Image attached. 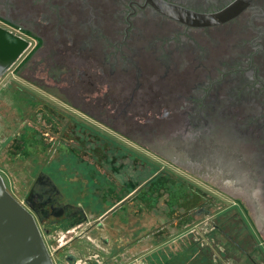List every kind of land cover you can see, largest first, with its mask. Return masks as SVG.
<instances>
[{
    "label": "flooded vegetation",
    "instance_id": "af4514ba",
    "mask_svg": "<svg viewBox=\"0 0 264 264\" xmlns=\"http://www.w3.org/2000/svg\"><path fill=\"white\" fill-rule=\"evenodd\" d=\"M0 27L30 43L0 79V107L41 140L78 128L80 137L100 139L97 154L136 153V144L141 154L173 155L175 166L204 171L203 180L237 206L241 231L211 227L230 242L217 244L228 264H264V0H0ZM16 75L25 84L14 83ZM25 107L46 112L26 119ZM38 172L24 200L42 234V222L63 218L75 232L88 213ZM120 182L107 181L101 210L84 230L134 234L137 188L133 179ZM79 235L57 249L72 248ZM192 238L198 243L200 232Z\"/></svg>",
    "mask_w": 264,
    "mask_h": 264
},
{
    "label": "rangeland",
    "instance_id": "374dc122",
    "mask_svg": "<svg viewBox=\"0 0 264 264\" xmlns=\"http://www.w3.org/2000/svg\"><path fill=\"white\" fill-rule=\"evenodd\" d=\"M14 83L25 84L17 75ZM29 93L42 101H58L43 91L30 90ZM6 106L0 107V174L7 189L30 208V204L24 200L25 195L38 171L42 170L56 179L65 194V201L78 204L84 213H88L82 226L71 234L67 233L70 225L64 218L55 224L50 220L41 223L55 264H163L185 252L180 249L186 244L194 253L202 247L211 250L219 264L230 263L225 252L217 246L219 243L224 248L226 242H230L220 233H213L211 227L215 223L226 224L223 228L232 235L241 231L233 219L237 206L223 188H214L203 180L202 176L206 175L204 171H187L175 166L169 160L176 158L173 155H169L168 159L149 152L141 154L138 151L141 147L136 144L133 145L138 151L136 153L120 150L115 154L111 150H104L102 154H97L100 139L88 134L80 137L78 128L72 130L68 138H56L58 135L53 133L55 138L41 140L34 137L31 124H21L18 115L9 113ZM56 108L60 107L57 105ZM68 109L72 115L78 113L73 108ZM37 111L42 115L46 112L43 114L41 109L25 107L24 116L27 119ZM58 126L63 130V123ZM117 171L118 176L115 174ZM128 179H133L137 188L134 194L137 213L134 234L128 235L115 229L112 233L111 226L107 227L111 233L107 232L106 227L84 230L86 223L93 219L91 216L101 210L102 198L108 195L107 190L102 192L107 181L116 180L120 183L118 187H121L120 181ZM196 201L201 206L197 210L190 209L191 214L194 213L191 220L186 208ZM107 205L104 204L105 207ZM178 227L182 229L177 232ZM197 231L201 238L198 243H193L191 240ZM78 233L80 235L72 241V248L67 244L57 249ZM114 234H118V237ZM245 234V231L241 232L239 241L249 249ZM134 239L136 248L128 250L126 244ZM69 251L74 254L72 262L68 258Z\"/></svg>",
    "mask_w": 264,
    "mask_h": 264
},
{
    "label": "water",
    "instance_id": "95a60500",
    "mask_svg": "<svg viewBox=\"0 0 264 264\" xmlns=\"http://www.w3.org/2000/svg\"><path fill=\"white\" fill-rule=\"evenodd\" d=\"M30 43L0 27V79ZM0 264H55L33 213L0 174Z\"/></svg>",
    "mask_w": 264,
    "mask_h": 264
},
{
    "label": "trees",
    "instance_id": "16d2710c",
    "mask_svg": "<svg viewBox=\"0 0 264 264\" xmlns=\"http://www.w3.org/2000/svg\"><path fill=\"white\" fill-rule=\"evenodd\" d=\"M194 203V202H193ZM197 202L192 204L191 206H187L186 210H190L191 207L197 206ZM191 220L193 219L192 216L189 217ZM182 229L181 227H178L176 230ZM175 230V231H176ZM194 250H186L182 254L175 256L174 258L168 259L169 261H166L163 264H185V262H192V261H199L200 264H219L211 250L207 249L206 247H202L197 249V253L193 252Z\"/></svg>",
    "mask_w": 264,
    "mask_h": 264
},
{
    "label": "crops",
    "instance_id": "0c3cea01",
    "mask_svg": "<svg viewBox=\"0 0 264 264\" xmlns=\"http://www.w3.org/2000/svg\"><path fill=\"white\" fill-rule=\"evenodd\" d=\"M180 250H182V251H183V250H184V247H183V248H181ZM180 250H179V251H180Z\"/></svg>",
    "mask_w": 264,
    "mask_h": 264
},
{
    "label": "bare ground",
    "instance_id": "6f19581e",
    "mask_svg": "<svg viewBox=\"0 0 264 264\" xmlns=\"http://www.w3.org/2000/svg\"><path fill=\"white\" fill-rule=\"evenodd\" d=\"M66 236V235H65Z\"/></svg>",
    "mask_w": 264,
    "mask_h": 264
}]
</instances>
